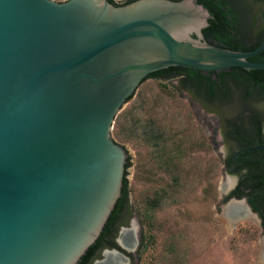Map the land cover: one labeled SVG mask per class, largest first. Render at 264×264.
<instances>
[{"label":"water","instance_id":"water-1","mask_svg":"<svg viewBox=\"0 0 264 264\" xmlns=\"http://www.w3.org/2000/svg\"><path fill=\"white\" fill-rule=\"evenodd\" d=\"M213 18L197 0H0V264H78L97 241L128 157L113 126L147 76L264 70L250 60L264 39L249 52L212 45ZM235 206L255 213L250 199ZM109 256L130 262L115 250L95 264Z\"/></svg>","mask_w":264,"mask_h":264},{"label":"rangeland","instance_id":"rangeland-1","mask_svg":"<svg viewBox=\"0 0 264 264\" xmlns=\"http://www.w3.org/2000/svg\"><path fill=\"white\" fill-rule=\"evenodd\" d=\"M177 84L148 79L120 112L144 99L145 110L139 116L143 124L156 119L170 131L165 135V163L158 161L161 153L155 147L119 138L116 120L113 126L112 138L126 148L133 164L124 227L134 231L138 247L124 264H264L258 215L235 221L227 217L231 201L245 198L227 199L238 177L224 167L232 147L222 137L219 116L193 104L186 93L181 95L174 88ZM133 120L136 113L129 124ZM155 200L159 204L151 209Z\"/></svg>","mask_w":264,"mask_h":264},{"label":"trees","instance_id":"trees-1","mask_svg":"<svg viewBox=\"0 0 264 264\" xmlns=\"http://www.w3.org/2000/svg\"><path fill=\"white\" fill-rule=\"evenodd\" d=\"M109 1L114 5L122 6L137 0H125L121 4H118L116 0ZM198 2L209 9L214 16L209 20V26L203 30L205 39L210 44L233 51L249 52L255 50L264 39V30L255 29L256 21L241 16L239 10L229 0H198ZM250 60L264 62V52ZM148 79L166 82L177 80L178 84L174 88L180 91L181 95L186 93L187 98L193 104L197 103L207 111L219 116L220 132L226 142L239 145L264 143V105L263 107L259 106V102H264V70L248 71L242 68H232L219 73H205L184 67H171L150 74L142 84ZM134 96L135 94L128 99L127 104ZM143 100L141 99L137 105L133 104L130 109H126L118 115L116 135L124 140H135L155 147L161 153L158 154V161L165 163L166 154L163 152L168 148L165 135H169L170 131L161 122L157 124L156 119L151 123L143 124L139 117L145 110ZM134 113H136L137 120H133L129 124ZM233 162L234 159L231 157L228 166L232 167ZM132 166V157L129 156L127 157L121 197L100 237L78 264H92L97 249L105 243L118 248L113 238L117 234L118 227L127 223L125 216L129 213L130 202L128 176ZM232 197L237 199L250 197L254 212L258 213L264 222V175H241L236 191L227 199ZM155 202L156 205L153 203L151 209L158 206L159 201L155 200ZM262 226L264 228V223Z\"/></svg>","mask_w":264,"mask_h":264},{"label":"flooded vegetation","instance_id":"flooded-vegetation-1","mask_svg":"<svg viewBox=\"0 0 264 264\" xmlns=\"http://www.w3.org/2000/svg\"><path fill=\"white\" fill-rule=\"evenodd\" d=\"M229 2H231V4L239 10L241 16L249 17V18H252L253 20L256 21L255 22V29L264 30V19H263L264 0H229ZM263 137H264V130H263ZM228 145L230 146V148L231 147L232 148H231V153H229V155L224 160V167H225L227 173H229L230 175H233L234 177H238L237 185L235 186V188L233 190H231L230 194L227 195V196H231L233 194V192L236 191V189L239 185V182L241 180V175H264V148L258 149V150H253V151L243 152V151L248 150V149L264 146V143L258 144V145H239L237 143H234V144L228 143ZM241 152H243V153H241ZM231 157L234 159V162H233V166L229 167L228 162H230ZM232 198H236V197H232ZM232 198H230V199H232ZM245 199H250V197H247V198L245 197ZM250 202H251V200H250ZM251 205H252V203H251ZM252 210H253V207H252ZM258 217L261 220V227L263 228V226H262V224L264 223L263 219L261 218V216L259 214H258ZM126 225H127V223L119 226L117 234H115V236L113 238V241L117 245L118 248L111 247L109 244H106V243L104 245H101L97 249V251L94 255V260H93L92 264H95L96 261H102L104 259V254L106 251L112 252L115 250L121 252V254H123V256L129 258L131 261V258L133 256H130V255L131 254L134 255L135 251L130 252V251H127L126 249L122 248L120 246V241H119L120 239H123L124 244H127V246L132 245L133 242L136 241L134 231L124 227ZM123 230L126 231V234H124V235H122ZM263 231H264V228H263ZM133 234H134V238L132 236ZM130 238L132 240H130ZM126 239H128V241ZM101 257H103V258L100 260ZM110 257H113V256H110Z\"/></svg>","mask_w":264,"mask_h":264},{"label":"bare ground","instance_id":"bare-ground-1","mask_svg":"<svg viewBox=\"0 0 264 264\" xmlns=\"http://www.w3.org/2000/svg\"><path fill=\"white\" fill-rule=\"evenodd\" d=\"M236 207V206H235ZM232 208V211L228 212L227 210V214H228V218H230V220H237V219H240V217H246V218H251V214L244 208V207H241V208ZM129 237V236H128ZM128 241V239H126ZM130 240H132L130 238ZM126 241V242H127ZM107 261H109V264H121L116 258L114 257H108ZM126 264V263H125Z\"/></svg>","mask_w":264,"mask_h":264}]
</instances>
